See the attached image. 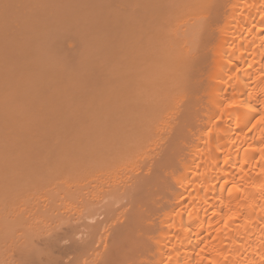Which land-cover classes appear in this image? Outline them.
<instances>
[{"label":"bare ground","instance_id":"bare-ground-1","mask_svg":"<svg viewBox=\"0 0 264 264\" xmlns=\"http://www.w3.org/2000/svg\"><path fill=\"white\" fill-rule=\"evenodd\" d=\"M171 1L175 2V0H171ZM155 2L156 1L154 0L153 3ZM144 3H142V5ZM175 4H176V7L179 6L178 8H181L182 6H183L182 8H184V5L186 4L184 8L183 16L182 14L177 13L179 16L176 17L171 12L167 13V10L169 8L167 9L165 8L166 10L165 12H162V11L160 12V10L158 12L157 10H155V12L163 14L159 16L157 13V15L161 17L160 18L161 20L164 19L162 18L164 17V13H167L165 14L166 16L170 14V16L168 17L172 20V22L171 20H167L166 23H169V24L172 23L174 26V25H178V23L180 24L181 22L178 29H182V30L179 32V36L177 35V39L173 38V36H172V39L170 38L171 36H168V37L164 36L165 39L161 38L159 40L160 42H162L163 40H168L170 38L169 42L171 41L174 47L168 51L165 57H162L158 61V63L163 64V66L160 65L159 67L162 66L165 69L163 68L158 69V67H154L158 71L160 70L162 71L160 75L156 74L157 72L156 70H155L156 72L155 71L153 72L152 70H153L154 65L152 63V66H151L150 59L151 60H154V59L148 58L147 55L146 57L144 56L145 57L144 59L148 58V60L147 61L142 60L143 62L140 63L141 65L138 64L140 66H142V64L144 65L140 68V70L144 71L143 68H145L146 70L144 72L140 71L139 72L140 74L144 73V75H146V72H147L148 73L147 75H149L150 77V75L153 72L156 74V76H160V81L162 80L163 82H161L159 86H157L159 79L156 78L158 80L157 83L152 81L151 79L152 84L156 83V87H154L153 85H151V83L144 82L145 80L144 81L142 80L143 79L142 77L144 75L141 74L140 76L141 81H143L146 85L149 84L147 85L149 89L146 88L145 84L138 85L139 89L137 88V90H139V92L137 93V95H135V98L132 97V95H134L132 93H134L135 91L131 93L126 92L127 94L124 93V91H127L128 88L134 90L132 87L134 85V82L136 79L135 78L133 81V84H130V82H132L133 80L131 79V81L129 82V85H126V86H125V82L123 81L124 82L123 86L126 87V90L122 91V93H124L123 95L119 93L123 89H120L118 92L121 95V96L119 95L120 97L122 96L124 97L126 95L128 96L130 95L131 97V99L130 98L124 99L125 102L127 101L126 105H124L125 102L121 100L123 99V97L121 99L119 98V100H121L124 106V108L122 109V112L126 113V115L130 117V119L135 123L134 127H132V131H129L130 133L133 132V134L136 135L135 132L138 129H140L142 126L148 127V129L150 128L149 126H151L153 127L152 129L154 130L156 129L155 131L158 130L157 132L158 138L156 137V139L159 141V143H157L159 146L157 145L158 149L156 148L158 150L155 155L156 159L152 158V160L147 162L146 164L143 162L142 163L139 162L140 163L139 165L136 163L135 164L128 163L125 165L122 164L120 166L119 164L118 165L115 164L114 167L116 169L111 168L109 171L111 175L110 174L108 175L112 176L109 179H108V175L106 176V173H109V172L104 171L102 168L98 169L97 168L98 166H95V164L97 163L96 158L98 156L97 150H99V153L102 154L101 158H103L106 150H105V147L101 145H103L105 143V140L108 139V138L105 139L101 137L100 135L102 134L97 135L98 128L96 129V127H100L103 121L105 122L104 120L105 118H99V115L100 117H103L104 115L106 116V113L111 111L110 108L112 107H110L111 104L108 102L109 101L107 99L108 97L102 94L104 98H106V100H104L103 97L99 98L100 97L99 94L97 95V93L99 92L95 91L96 89L95 90L93 89L95 92H93L92 90V93H90L89 95L94 96L93 93H95L97 95V98L95 100L99 99L98 104L97 105L95 103L92 104V106L94 105L96 106H94L91 111L90 109L88 111L86 110V117L85 116L82 117L83 113H85L84 112L85 106L83 105L84 106L83 107L81 104L89 96V95L86 96V94H88L91 91L92 89L91 87H94L92 86L94 84L92 80L91 82L93 84L91 83L89 85L91 86L90 88L86 84H82L83 86L88 87L87 90L85 89L86 87L83 88L81 86L80 88L77 86L80 89V90L77 89V92L86 91L85 93L86 97L84 96L85 99L83 101L82 99L84 97L81 96V101H80V98L76 97L77 95L79 97L81 95V92H79L78 94H76L77 93L76 92L74 94L75 96H73L71 95L73 93L72 92L73 90L69 89L72 93L70 91L69 93L67 90L69 87L71 88L72 86L74 88L75 85L73 84H78V83H75V81L73 82V80H70L73 82V84L70 81L65 82L66 80H63L65 77L63 78L61 77L59 80L60 82L64 81L66 84L59 83L58 79H57L58 82L56 83V80H55V83L59 84V86L62 84V88H63V85H64V88H66L67 83L71 84L72 86L70 85L67 89H64L66 91L63 90V92L68 93V95H71V98L73 97L76 98L75 99L76 101L78 100L82 102L78 104V102L74 100L77 103L76 107L79 105L78 109H81V107H83L84 111H82L83 113H80V111H78V113L82 114L81 118H80V115L75 114V116H73L74 117L73 121L75 120V117L76 118L79 117L80 119H82L80 120L78 118L80 122L82 121L80 123L82 124L85 122V120H87L85 119L88 117L87 113L88 112L93 113L92 115L91 113L90 114L88 113L89 117L93 116L92 118L93 121L91 125L89 123V125L92 126V132H93L91 140L90 138H87V139L83 138L86 135H88V132H87L88 128H87V131L85 128H82L84 127L83 125L86 124V122L81 126L78 122H76L78 119L75 120V126L77 127L78 125L76 123H78L79 126H81L82 130L84 129L87 133L86 134L85 131H83L85 136L84 135L80 136L79 131L80 132L82 131L79 129L80 127L77 128L79 129L78 132L77 131L74 132V133L79 134L80 136L79 138L83 139L82 141H84L85 139V141L84 142L81 141V143H80L81 139L80 140H77L78 138L75 139L73 137L74 133H70V130H71L70 128H72L74 125H71L72 126L71 127L70 125L68 126V124H66L69 121L72 123L71 115H74V112L77 113L75 110H78V109H76V107L74 108V105H73L74 102H72L74 98L72 100H68L67 98L65 99V97L68 96V95L66 96L65 93H63V96L65 95L64 99L67 101V104L69 101H71L69 105L71 104L72 108L70 107L67 109L66 107L63 106L62 107L63 110H62L59 107L58 109H61L60 110L61 113L58 112L57 115H59L60 113L59 119L61 118V121H62L61 115L63 114L69 115V117L71 116L70 117L71 120L69 118H68L69 120H67V117L63 115L66 122L64 120L62 122L65 123L67 126L63 125L62 122H60L61 124L60 123L55 124L60 121V120L54 121L55 120L54 118L57 119V117H55L53 114V113H56L55 111L58 110V109L54 110L56 109L57 106L52 105L51 108L48 109L47 99L43 97L41 98V95L39 98V102L41 99V101H43L44 103L46 102L45 105L43 104V102H40L38 104V100H36L37 104H32L28 98L30 102L29 101L27 102L31 104V107H28V110H26L27 107L25 106L24 108L26 112L23 111L24 108L22 109L21 107L22 104L23 106L27 104V103L24 104L25 101L21 102V104L19 103V101H17L20 104V106H18L17 105L18 103L16 102V100L11 99L14 104L17 103L15 105L13 104L14 106L16 105L18 106V107L16 106L15 110L13 109L11 110V108L14 107V106L12 107L11 105L9 106L10 110L7 109L8 104L9 103L12 104L11 101L8 102L9 101L8 99L10 98H8L7 101L5 100L6 101L5 106L2 103L0 104V264H264V0H189V1L180 0L178 4L177 3ZM142 5L140 3L141 7ZM158 9H160V7ZM116 10H117V7H116ZM142 10L145 11L144 8ZM121 11L123 10H120L119 12ZM144 11H141L142 13L140 15L136 13L137 19L135 20V22L138 21V18L141 19L140 16L144 15L143 13ZM149 12L150 11H148V13ZM145 13H147V11ZM128 14H132V12L127 13V16L129 17L130 15ZM133 14H135L134 11H133ZM112 15H115V13ZM157 15L155 14L153 16L158 17ZM117 17H114V18L112 17V18L116 19ZM132 17L135 18L134 15ZM130 18L129 19L127 18V20H130ZM176 18H178L177 19L178 21L176 20ZM142 19L143 21L139 20L138 22L143 24L145 20H147L146 16L145 17L143 16ZM164 20H162V23L165 22ZM162 23L160 22L158 25L160 24L162 25ZM142 24L140 25L137 24V25L140 27L144 26L146 30H147V27L148 29L150 28L149 25L145 26L146 22L144 23V25ZM140 27H138V29ZM163 27L164 26L161 27V31ZM168 28L169 27L167 26L164 28L165 31H163V35H164V32L166 33L165 35H167L168 33L172 35L170 28L169 29ZM166 29H168L170 32H168V30L166 31ZM146 30H143V31L140 30L141 32L144 33L142 35L140 33L141 37L144 38V35L147 34L145 33L147 32ZM137 32L138 31H136L135 33ZM176 34L177 32H175L174 35ZM159 35L160 34H158V36ZM129 36L131 37V35ZM141 37L139 38L141 39ZM148 38H149L148 36L145 38L147 39L146 41L147 43H148ZM9 40H12V39H9ZM79 40H83V43L79 47H82L83 50L86 48L84 50L85 52L88 51L87 49L88 47L87 46L84 47V46L89 42V39H88V42L87 41L84 42L85 40H87V38L85 37L84 38L80 37ZM135 40H136V37H135ZM144 40H142L143 43H144ZM133 41H134V38H133ZM171 43H167V45H170ZM128 44L130 45V43ZM164 44H166L165 41H164ZM137 45L139 46L140 44H137ZM168 47L171 48V46H168ZM140 49L142 50V46H140ZM140 49H139V52L141 53ZM153 50H154V46H153ZM153 50L150 49L151 55L154 52H156L155 51L156 48L154 52H152ZM142 51L143 53H141V55H143L144 53L146 54L145 50H142ZM128 52L129 51H127V53ZM118 53H116V55ZM7 55L10 56V54H7ZM19 55L22 56L23 54L22 55L19 54ZM86 55H89V54L85 53V56L83 55L85 59L88 58V56L86 58ZM127 55H130V54H126V56ZM15 56L17 57L18 55L15 54ZM132 56L136 58V55L132 54ZM21 58L18 57V60L20 61ZM79 58L80 60L84 59V58L81 59V57ZM5 59H7V57ZM26 59L28 60V58ZM85 59L83 60L84 62L80 60H79L80 62L78 61L79 67H80V64H84V63L85 64L83 66H86L88 59H87V62L85 61ZM89 59L91 60L92 58H89ZM134 60L135 59H133V61ZM121 61L123 62L124 60H121ZM144 61L145 63L146 62L147 63L145 64ZM61 63H56L55 65L57 66V64H61ZM124 63H127V61H124ZM124 63L122 65L126 66V64ZM130 63L132 64V61ZM24 64H26V62ZM45 64L46 63H44V66ZM5 65L4 66L2 65V66L5 67ZM27 65L29 66V64ZM47 65L50 67V64H47ZM63 65L65 66V64ZM44 66H42V68ZM89 66L91 67V65ZM80 68L84 70L85 67H80ZM45 69H47L45 70L47 72L50 70V68L49 69L45 68ZM120 69H125V68H120ZM30 70L32 71V69ZM54 71H56V69ZM88 71L89 70H87V67H86V71H83V72L85 74ZM49 72H51V70ZM79 72H82L81 69L80 71L75 72V73L73 71L72 74L74 73L75 75L73 74V76L75 77L76 75L78 76ZM89 73L90 72H88V74ZM114 73L112 75H114ZM13 74H15V72ZM44 75H46V78H48L47 80L49 81L48 75L47 74H44ZM108 75L111 76V74H108ZM147 75L146 77H148ZM53 76L54 75H52V77ZM56 76H58V71H56ZM87 76L89 77V80H90V75H87ZM151 76H153V74ZM79 77H81V75ZM117 77H114V78L117 79ZM146 77L145 79L147 80ZM132 78L134 77L132 76ZM66 79L68 80L67 77ZM110 79H113V78H110ZM122 79H125V78H122ZM14 80L16 82V78H14ZM47 80L46 79L43 80L45 81V84L48 83ZM51 80H52L51 82L53 83L54 78H52ZM106 80L109 82L108 79ZM126 80L127 81L130 80L128 79V76ZM43 81L41 82L40 80H37L36 86L38 87V82H40L39 83V87H40V84L42 83L44 84ZM82 81L80 83H82ZM127 81L126 83H128ZM141 81L138 84H140ZM3 82L7 83V81H2L1 84H3ZM12 82H13V79H12ZM33 83H35V81ZM33 83H30L29 85ZM50 83L47 84L49 88H51L50 86H52V85H49ZM55 83H53L52 87H54ZM118 83L120 82H117V84ZM9 84H12L11 81L3 85H9ZM14 85L12 84V86ZM119 85L121 84H118V87ZM59 86L58 87L55 86V89L56 91L58 90V92L62 90V89L59 90L60 88ZM127 86H132V87L127 88ZM149 86H153V87H149ZM8 89L9 88H7V91ZM39 89L37 90L39 91ZM52 89L54 90V88ZM88 89H90L89 92H88ZM25 90H24L25 92H28V91L31 92L32 88L27 87ZM39 92H44V91L40 90ZM60 92L62 93V91ZM0 94H1L0 95L1 98L3 99L6 98L5 92L4 93L3 91L1 92V89H0ZM2 94L3 95L5 94V95L2 97ZM16 98L18 99V97ZM92 98L93 99L90 100V102H92L95 97H92ZM64 99L62 98L64 103H66ZM88 99H91V97L86 99L87 103L89 102ZM100 99L101 101L103 100L104 101L99 102ZM2 101L3 100H1L0 102ZM84 103L87 106V103L86 102ZM30 104H27V105L30 106ZM49 104L51 103L49 102L48 105ZM45 106L47 107L48 110L50 109L51 111L54 110V112L51 113L53 116L51 117L53 118V123L46 121L44 118L46 117L45 115L44 117L41 116L44 113L46 114V112L48 111V110H45L46 109ZM19 107L21 108L20 112L18 111L20 110ZM43 107H45L44 113H42ZM17 108L19 109L17 110ZM49 116L51 115L48 114V118ZM97 117L99 118V121L100 119H103L102 123L100 121L101 123L100 126L99 125L96 126L97 124H99ZM42 118H44V120L46 121V124H43ZM116 120L118 122L117 118ZM88 122H91V120L87 121V123ZM106 123L107 122H105V124ZM120 124H118L119 127H120ZM63 126H65L64 127L65 129L63 128ZM66 127H70V128L67 129ZM85 127L87 126L85 125ZM73 128H72L73 131L76 130L75 128L74 129ZM44 129L46 131L48 130V133L46 131H43L44 133L40 131ZM53 129H57L58 132L60 131L59 136L61 135V137H57L54 139L52 137L51 139H48L49 141L51 140L52 142L50 143L49 141H47L49 143L48 145L44 141L45 139L47 140V137H46L47 135L49 137L50 135L49 132L52 133L51 136L53 135V132H52ZM89 129L91 130V128ZM64 130L66 131L69 130L67 131L69 133H67ZM65 132L67 134H71L72 135L71 138L75 139L74 141L77 140L79 142V143L75 142L74 145H76V143L84 145L83 143H86V141H88V144H91V147H92V149L89 148L90 155H92L91 158H93V161H94L92 162L93 163V166L91 168L92 171L90 170V172H92V175H90L92 180L89 181V183H91V189H90V192L86 190L88 193H90L91 203L90 205L87 204L88 206L83 208V212H85L86 209L87 210L91 209L93 211V212L92 211L90 212L86 210L87 211L86 215H90V216L85 215L86 216L85 218L87 220L89 217L90 221L88 220L89 223L87 221H82L81 216H79V218H81V222H80V219H77L75 222H77L78 227H76L77 225L75 226V224L71 223L75 219L72 220L70 218L71 219V222H70L69 218L67 219L65 218L66 219L65 226L67 224V228L68 226L69 228L73 226L75 228V232L77 233L80 232L82 234L83 232H81V230L83 228H79V226L82 225L81 224L82 222H85V225L83 223V226H85L83 231L84 230L86 231L82 235L79 233L81 235L80 237H78V234H76L75 236L77 237H75L74 230H68L65 227L64 229H66V232L65 233L61 232L60 234L58 233L59 231L56 232L57 236L59 234V236L57 237L56 235H53L55 230L53 231L50 229L51 233L48 235V233L46 232L47 235H45L46 233L43 228V231L41 229V232H44L45 234L44 233H41V234L39 233L40 235L36 234V236L38 237L40 236V238L43 236L44 237L46 236L45 238L47 239V241L45 240V238H43L44 240L43 242L45 241L46 242L44 244L42 243V241L40 242L43 244V246L41 244L42 247H39L40 245L38 244H36V246L31 244L30 242H28L30 239L26 240V238L24 237V240L21 239L23 240V243L18 242L17 244L19 246L17 244H14V245H17L15 246L17 248L16 250L11 248L12 249L11 250L10 249L11 243H12L11 236H15L16 238H18L21 235L20 237H22V234H25V232L28 233V236L29 235L33 236L35 231L34 232L32 231L33 229L32 225L30 226L31 228L25 226V225H28L29 223L23 224L27 228L28 231L24 230L22 231L23 232L22 234L12 231L13 223L15 222L14 226L17 227L16 222H20L21 221L20 219L23 218V216L22 218H19V216L23 215L25 212L24 213L22 212L23 214L22 213L20 214L17 212L16 214L13 213L15 217L18 214V220L16 219L9 220L8 219L10 218L9 215H8V218L6 215H5L6 217L4 216L3 208L8 206L7 203L11 201V200L8 201L7 195L9 196V194H7L4 188L9 185H15V187L17 186L18 188V185L20 186L21 181L27 180L28 182V177L25 180L24 179L25 175L23 174V172L31 173V176L33 175L34 177H37L38 173L47 171V170L45 171L44 169H42L41 163H38V162H41L40 159H42V157L40 156L38 152L41 151L40 149L44 148L43 146L39 148L40 147L39 145H41L40 136L42 133L45 136L42 135V137H44V140L42 139L41 142L46 143L48 147H50L51 144H52L51 147L54 146L57 148L58 145H59L58 147H61V149L60 148L55 149L58 152L54 151V149H51V147L49 149H46L49 151H45L42 149L43 151H41V154H44V157L47 154L46 157H50L51 159H54L52 158V156L54 153H56V156L60 157L61 159L62 154L63 156L68 155L66 154L68 153L67 149L69 147L73 148L74 145L68 146V147L66 146L67 144H69L71 140L73 141V139H70L69 136L67 135V140L68 138L70 140H68L69 142L65 140L66 138ZM83 132L81 133V135L83 134ZM115 132H116V129H115ZM75 135L77 134H74V136ZM75 137H78V135ZM145 139L148 140V138L146 137ZM103 140H104V143H103ZM150 140H151V137H150ZM132 141L135 142L134 139ZM64 142L66 145L63 144ZM98 142L103 143L99 145L104 150L101 147L99 149V147L97 146ZM37 143L39 147H37ZM44 143H42V145ZM73 143L74 142H72V144ZM60 144H63V145H60ZM72 144L70 142V145ZM47 145H44V146H47ZM85 145L86 147H88L87 143ZM35 146L39 149V151H37V148L35 150ZM64 146L67 147V149ZM135 146L137 147V145ZM107 147L106 149L110 148V147L108 148ZM62 148H65L66 150L62 151L63 150ZM70 148H69V151H71ZM35 151L37 152V155ZM51 152H54V153L52 154ZM129 152L131 153L133 151L130 150ZM138 152H140V150ZM82 153L83 151L80 154ZM50 154H52V156ZM83 155L84 154H82L81 156L83 157ZM118 155L119 154H116L115 157H118ZM131 155L132 154H130V156ZM39 156H40V159H39ZM86 156L89 157V152H88V155ZM112 156L111 158H114V156L113 157ZM85 157H83V160H85L84 159ZM108 158L109 156L107 157V160L105 161V157H104V161L105 162H108V160L112 161L111 158L109 159ZM118 158L120 159V157ZM33 159L37 161V162L33 161V163L36 162L37 165L40 166V167L38 166L39 168H37L36 164H35L36 166H34L35 168L38 169V172L37 170H34V167L32 165L28 164L26 166L28 161L31 162ZM37 159H39L40 161ZM47 159L48 158H46V160L45 159H42V160L48 162L49 159L48 161ZM51 161L54 162L53 160ZM73 161H77V163L79 162L76 159L75 160L73 159ZM119 161L123 162V160H119ZM115 162L117 161L115 160ZM51 163H48V164H51ZM55 163L57 164L58 162H56L55 160ZM60 164H62L61 166H63L64 162ZM45 165H43V162H42V166H45ZM132 165L134 166L138 165V166H136L137 167L136 169L131 170V168L133 167ZM24 166L27 167V170L25 171L23 170ZM49 166L50 165H48V167ZM53 166L52 168H54ZM43 168H46V166ZM68 168L71 171L70 165L68 166ZM57 169H62V168L56 167V169L54 170H57ZM80 169L78 170L80 171ZM111 170L112 171L115 170V171L111 173L112 172ZM20 172H22L21 176L24 175V177H20ZM50 172L49 173L47 172L49 175L44 174V173L41 175L50 176ZM30 179H33V178H30ZM64 179L62 178L61 180L63 181ZM79 180L81 181V179ZM17 181L18 182L20 181L19 184ZM34 181L35 180H33V183L34 185H36ZM45 182L46 181H44V183ZM50 182L51 181H49V183ZM54 182H56V180ZM33 183H32V186H33ZM44 183L42 185L46 186ZM49 183H46V184H49ZM70 183L72 182L70 181ZM38 184L40 183L38 182ZM69 185H72V184H69ZM49 188H50V185H49ZM8 190L12 191L11 189H8ZM18 190H20V188ZM22 193H21V196H22ZM10 194H13V196L15 195L13 192L12 193L10 192ZM25 196H28V195L25 194ZM17 197L19 199L20 197L19 194ZM4 198H6L7 202H5ZM52 198H56V196ZM99 198L101 199L106 198V201L103 202L104 205L102 204L101 206L100 204L99 206L97 205V207L93 206L94 207L93 208L92 205H95L96 203H98ZM24 199L25 198H23V200ZM123 201H125L124 204H122ZM12 204L14 203L12 202L11 205L9 204L10 206L6 208V210L7 209L8 210L7 211L5 210V212H8L10 210L11 211L9 213H11L12 211L13 212L17 211L16 208H15V211L12 209L14 208V205L16 204L14 205ZM23 204L24 203L22 202L21 205L23 206ZM34 204L37 205V203H34ZM39 205L42 206L41 204ZM51 205L52 204H50L49 206ZM25 206L27 205L25 204ZM54 206H55L54 204L53 206H51L52 209ZM9 208L11 209L9 210ZM38 208H41V207H38ZM38 208L36 207V210ZM17 209H19V207H17ZM50 209L51 208H49V210ZM96 210L101 211L100 213H98L100 215L96 213V212H99ZM34 211L35 210H33V212ZM26 212H28V210H26ZM89 213H92V214H89ZM101 213H102V217H101ZM48 215H51V214L49 213ZM96 215L101 217L102 220H100L99 217H98L99 219H96L95 218ZM43 219L45 220V222L47 221L46 218H43ZM35 220L37 222V217ZM29 221H24V222H29ZM38 223H40V221H38L36 224ZM20 224L18 225L19 227H17L18 229H20L23 226V225L20 226ZM51 224L54 225V223H51ZM24 226H23V229H24ZM42 227L43 225L41 226V228ZM36 228L37 227H35V229L33 230H36ZM76 228H79V231H77L78 229L76 230ZM29 232L30 233L32 232L33 234H30ZM15 233L17 235H15ZM63 234L65 236H63ZM61 235H62V238H61ZM28 236L26 235L27 238ZM31 236H29V238H31ZM47 237H49L50 239ZM25 241L26 243L27 242L30 243L32 246H30V244L28 243L26 244ZM33 246H35L36 248ZM10 251H12L15 255L11 254ZM8 254L13 255V256L10 257L8 256ZM13 257H16V258L14 259ZM12 258L14 260H12Z\"/></svg>","mask_w":264,"mask_h":264},{"label":"rangeland","instance_id":"rangeland-1","mask_svg":"<svg viewBox=\"0 0 264 264\" xmlns=\"http://www.w3.org/2000/svg\"><path fill=\"white\" fill-rule=\"evenodd\" d=\"M138 1V2H137ZM153 1L154 0H0V69H2V70H7V71H2V70H0V89H1V92L3 91V93L5 92V96H6V98H1V96H0V101L1 100H3L2 102H0V104L2 103V104H4V106H5V104H6V101H7V99L8 98H10V99H8L9 101L8 102H10L11 101V103L12 104H8V108H7V106H6V108L7 109H9V106L11 105L12 107L15 105V104H17L18 102L17 101H19V103L21 104V102H24V104L25 103H27V104H30V103H28L27 101H31V103L32 104H37V101L36 100H38V104L40 103V102H43V101H41V99H40V102H39V98H40V95H41V98L43 97V98H45V99H47V106H48V109L49 108H51V106L53 105V106H57L56 107V109H54V110H57L59 107L63 110V106L64 107H66L67 109L68 108H70L71 107V104L69 105V103L71 102V101H69L68 102V104H67V101L65 100L66 98L68 99V100H72L73 98H71V95H73V96H75L74 94L77 92V89H79L78 87H80L81 88V86L84 88V87H86V86H83L82 84H86L89 88L91 87V86H89L92 82H94V84L92 85V86H94V87H91L92 89H91V91L89 92V90L90 89H88V94H86V96H88L90 93H92V90L94 89H96L95 91H97V92H99V93H97V95L99 94V98H104V96L102 95V94H104L106 97H108L107 99L109 100L108 102L111 104V106L110 107H112V108H110L111 109V111H109L108 113H106V116L104 115L103 117H100V115H99V118H105L104 120H105V122H107L106 124H105V122L103 121V119H100V121H101V123H102V121H103V123L101 124L100 123V121H99V118L97 119L98 121H99V124H97L96 126H100V124H101V126L103 127H96V129H97V135L99 134H102V135H100L101 137H103V138H108V139H106L105 140V143H104V140H103V143H99L98 142V144H97V146L99 147V149H100V147L101 146H103V147H105V150L107 151H105V153H104V157H105V161L107 160V157L109 156V158H111V156L113 155L114 156V158H115V160L117 161V162H115V160H114V158H111L112 159V161L111 160H108V162H105L104 161V157L103 158H101V156H102V154H100L99 153V150H97L98 152H97V154H98V156H97V158H96V160H97V165L95 164V166H98L97 168L98 169H103L104 171H106V172H109L110 171V169L111 168H115L114 167V165L116 164V165H118L119 164V166L120 165H125V164H128V163H132V164H140V163H147V162H149V161H151L152 160V158L154 159H156V153H157V149H158V147H157V143H159V141L156 139V137H157V132H158V130L157 131H155L154 129H152L153 127H151V126H149L150 128L148 129V127H141L140 129H138L135 133H136V135L135 134H133V132L132 133H130L129 131H132V127H134V125H135V123L130 119V117H128L127 115H126V113H124V112H122V109L124 108V106H123V104H122V102H121V100L122 101H124V99L125 98H130L131 99V97H130V95L128 96V95H126V96H122L123 97V99H121L122 97H120L121 95H123L124 93H126V92H129V93H131V92H134V93H132V94H134V95H132V97H134L135 98V95H137V93L139 92V90H137V88L139 89V87H138V85H144L145 83L144 82H146V83H151V79H152V81H154V82H158V80L156 79V78H158L159 79V82H158V84H157V86H159V84L161 83V82H163L162 80L160 81V76H156V74L157 75H160V73H161V71L162 70H160V71H158L156 68H154V67H158V69H162L163 67V64L161 63H158V61L162 58V57H165L166 56V54L168 53V51L170 50V49H172V48H174L173 47V44L171 43V41L169 42V40H170V38L172 39V36H173V38H176L177 39V35L179 36V32L182 30V29H178L179 28V25L181 24V22H180V24L178 23V25H174L173 26V24L171 25V24H169V23H166V21L167 20H171L168 16H170V14L168 15V16H166L165 14H167V13H173L176 17L177 16H179L178 14H182V16H183V14H184V8H185V5L188 3H186L185 5H184V8H182L183 6V4L181 5L182 7L181 8H178V7H176V4L175 3H179V1L180 0H175V2H173V1H169V0H155L156 2L155 3H153ZM177 1V2H176ZM187 1H189V0H187ZM125 2H127V3H125ZM128 2H130V3H128ZM145 2V3H144ZM151 2V3H150ZM140 3H141V5H142V3H144L143 5H142V7L140 6ZM182 3V2H181ZM144 5H145V7H144ZM154 5V6H153ZM157 5V6H156ZM180 5V4H179ZM140 6V7H139ZM116 7H117V10H116ZM152 7V8H151ZM160 7V9H158ZM141 10H140V9ZM145 9V11L144 10H142V9ZM155 8V9H154ZM165 8L167 9V8H169L168 10H167V13H164V17H162V18H164V19H162V20H164L165 22H163L162 23V20L160 19L161 17H159L161 14L160 13H158L159 12V10H160V12L162 11V12H165L166 10H165ZM118 9H119V11L120 10H123V11H121V12H119L118 11ZM128 10V11H127ZM135 12V14H133V11ZM154 10V11H153ZM155 10H157L158 12H155ZM115 11V12H114ZM131 13L132 12V14H128V15H130L131 16V18H130V16L128 17L127 16V13ZM131 11V12H130ZM141 11H144L143 13H144V17L146 16V19L147 20H145V22H146V24H145V26L146 25H149V29H148V27H147V30H146V28L144 27V26H142V27H140V26H138L137 24H142V23H139L138 21L139 20H141V21H143V19H142V17L143 16H140V18L141 19H139L138 18V23L137 22H135V20L137 19V15H136V13L137 14H141L142 12ZM147 11V13H145ZM148 11H150L149 13H148ZM115 13V15H112V14H114ZM118 13V14H117ZM119 13H120V15H119ZM157 13H158V15H157ZM178 13V14H177ZM123 14V15H122ZM126 14V15H125ZM152 14V15H151ZM157 15L158 17H155V16H153V15ZM134 15V17L135 18H133L132 16ZM136 15V16H135ZM151 15V16H150ZM163 15V14H162ZM117 16H119V17H117ZM126 18H125V17ZM153 16V17H152ZM173 16V15H172ZM181 16V17H182ZM114 17H117L116 19H113ZM157 18V19H155V18ZM181 17H180V19H181ZM122 18V19H121ZM127 18L129 19L130 18V20H127ZM173 18V17H172ZM179 18V17H178ZM178 18H176V20L178 19ZM113 20V21H112ZM127 20V21H126ZM149 20V21H148ZM159 22H158V21ZM152 21V22H151ZM178 21V20H177ZM182 21H183V19H182ZM118 22H119V24H118ZM131 22V23H130ZM144 22V23H145ZM162 23V25L160 24V25H158L159 23ZM170 22V21H169ZM171 22H172V20H171ZM144 23L142 24V25H144ZM176 23V22H175ZM128 24V25H127ZM157 24V25H156ZM140 27L139 29L141 30V31H143V30H146L147 32H145V33H147V34H145V35H147L149 38H148V43L146 42L147 41V39H145L147 36H145L144 35V38L143 37H141L140 36V33H141V35L142 34H144L143 32H141L139 29H138V27ZM162 26H164L163 28H162V31H161V27ZM169 27L170 28V30H171V33H172V35H170L169 33L167 34V35H165L166 33L164 32V35H163V31H165V27ZM183 27V26H182ZM128 28V29H127ZM145 28V29H144ZM160 28V29H159ZM168 28V29H169ZM143 29V30H142ZM157 29V30H156ZM164 29V30H163ZM168 29H166V31L168 30ZM6 30V31H5ZM131 30H133V31H131ZM160 30V31H159ZM136 31H138L137 33H135ZM154 31V32H153ZM157 32V33H156ZM168 32H170L169 30H168ZM175 32H177V34L176 35H174L175 34ZM11 33V34H10ZM153 33H155V34H153ZM9 34V35H8ZM158 34H160L159 36H158ZM8 35V36H7ZM129 35H131V37L129 36ZM138 35V36H137ZM7 36V37H6ZM133 36V37H132ZM136 37V40H135V37ZM167 36H171L169 39L168 38H166V39H168V40H161L162 42H160L159 40L162 38V39H165V37ZM175 36V37H174ZM77 37H82V38H87V40H85L84 42H88V39H89V42L84 46V47H88L87 49H88V51H84L83 49H82V47H79V46H81V44L83 43V40H79V38H77ZM123 37H124V39H123ZM139 37H141V39L139 38ZM2 38V39H1ZM72 38V39H71ZM133 38H134V41H133ZM137 38H139V39H137ZM9 39H12V40H9ZM127 39V40H126ZM145 39V40H144ZM7 40V41H6ZM72 40V41H71ZM142 40H144V43L142 42ZM3 41V42H2ZM5 41V42H4ZM81 41V42H80ZM133 41V42H132ZM138 41V42H137ZM164 41H165V43L166 44H164ZM166 41H168V42H166ZM175 41V40H174ZM13 42V43H12ZM137 42V43H136ZM150 42V43H149ZM3 43V44H2ZM128 43H130V45L128 44ZM149 45H147V44ZM151 43H153V44H151ZM167 43H171L170 45H167ZM6 44V45H5ZM75 44V45H74ZM85 44V43H84ZM137 44H140L139 46L137 45ZM5 45V46H4ZM8 45V46H7ZM12 45H14V46H12ZM22 45V46H21ZM24 45V46H23ZM65 45V46H64ZM77 45V46H76ZM122 45V46H121ZM150 45H152V46H150ZM120 46H121V48H120ZM140 46H142V50H145V52H146V54L144 53L143 55H141V53H143V51L140 49ZM153 46H154V50H155V48H156V52H154V50H153ZM168 46H171V48L170 47H168ZM11 47V48H10ZM17 47V48H16ZM19 47V48H18ZM25 47V48H24ZM74 47V48H73ZM83 47V48H84ZM123 47H124V49H125V51H124V49H123ZM126 47V48H125ZM146 47H147V49H146ZM149 47V48H148ZM151 47V48H150ZM7 48V49H6ZM9 48V49H8ZM15 48V49H14ZM22 48V49H21ZM24 48V49H23ZM82 49V50H80V49ZM134 48H136V49H134ZM141 50V53L139 52V49ZM16 49H18V50H16ZM123 49V50H122ZM127 49V50H126ZM150 49L151 50H153L152 52H154L152 55L150 54L151 52H150ZM15 50H16V52H15ZM22 50V51H21ZM149 50V51H148ZM7 51V52H6ZM72 51V52H71ZM77 51V52H76ZM123 51V52H122ZM127 51H129L128 53H127ZM130 51H131V53H130ZM4 52H5V54H4ZM12 54H11V53ZM19 52V53H18ZM89 52V53H88ZM119 52V53H118ZM125 52V53H124ZM149 52V53H148ZM85 53L86 54H89V55H86V58H87V56H88V62H87V59H85ZM116 53H118L117 55H116ZM158 53V54H157ZM7 54H10V56L9 55H7ZM15 54L16 55H18L17 57L15 56ZM19 54H23L22 56H20ZM74 54V55H73ZM124 54V55H123ZM126 54H130V55H127L126 56ZM132 54H134V55H136V58H134L133 56H132ZM2 55H4V56H2ZM11 55H12V57H11ZM78 55H79V57H81V59H85V61L87 62L86 63V66H83L84 64H80V67H85L84 68V70L82 69V68H80L79 67V62L80 61H83V60H80V58L78 57ZM84 55V56H83ZM112 55H113V57H112ZM124 57H123V56ZM146 55L148 56V58H152V59H154V60H151L150 59V61H151V66H152V63H153V72L155 71L156 72V74L155 73H153L152 72V74H153V76H151L150 75V77H149V75H147L148 73L146 72V75L149 77H146V75H144V73H141V74H143L144 76L142 77L143 79V81H141V74L139 73L140 71L141 72H144V71H146L145 70V68H143L144 69V71H142V70H140V68L142 67V66H144L143 64H142V66H140L141 64V62H143L142 60H145V61H147L148 60V58L147 59H144L145 57H146ZM23 56H25V57H23ZM77 56V57H76ZM121 56V57H120ZM130 56V57H129ZM145 56V57H144ZM7 57V59H5ZM17 59H16V58ZM18 57L19 58H21L20 59V61L18 60ZM12 58H14V59H12ZM26 58H28V60L26 59ZM32 58V59H31ZM77 58H79V59H77ZM89 58H92L91 60L89 59ZM94 58V59H93ZM96 58H98V59H96ZM106 58V59H105ZM121 58V59H120ZM124 58V59H123ZM25 59V60H24ZM114 59H115V61H114ZM127 59V60H126ZM133 59H135L134 61H133ZM137 59V60H136ZM139 59V60H138ZM13 60V61H12ZM80 60V61H79ZM99 60V61H98ZM101 60V61H100ZM104 60H106V61H104ZM109 60V61H108ZM121 60H124V61H127V63H128V61H129V63L127 64V63H124V61L122 62ZM22 61V62H21ZM26 62V64H24L25 62ZM33 62V64H32V62ZM64 61V62H63ZM79 61V62H78ZM132 61V64L130 63ZM135 61H139L138 63L137 62H135ZM145 61H144V63H145ZM150 61H148V62H150ZM154 61V62H153ZM24 62V63H23ZM30 62V63H29ZM62 62V63H61ZM84 62V61H83ZM94 62V63H93ZM122 62V63H121ZM39 63V64H38ZM44 63H46L45 64V66H44ZM56 63H61V64H57V66L55 65ZM68 63V64H67ZM92 63V64H91ZM98 65H97V64ZM101 63V64H100ZM113 63V64H112ZM126 64V66H123L122 64ZM147 63V62H146ZM145 63V64H146ZM6 64V65H5ZM8 64V65H7ZM27 64H29V66L27 65ZM47 64H50V67L47 65ZM63 64H65V66L63 65ZM121 64V65H120ZM130 64V65H129ZM138 64H140V65H138ZM156 64H158V65H156ZM5 65V67H3V66ZM26 65V66H25ZM39 65V66H38ZM59 65H60V67H59ZM89 65H91V67L89 66ZM136 65V66H135ZM139 66V68H138V66ZM148 65H149V63H148ZM160 65H162L161 67H159ZM32 68H31V67ZM42 66H44L45 68H50V70H51V72H47V71H45V70H47V69H45L44 67L42 68ZM48 66V67H47ZM95 66V67H94ZM106 66V67H105ZM108 66V67H107ZM129 66V67H128ZM134 66V67H133ZM64 68V67H66V68H64V69H62V68ZM86 67H87V70H89L88 72H90L89 74H88V72H86L85 74H84V72L83 71H86ZM91 69H90V68ZM115 69H114V68ZM117 67H118V69H117ZM148 67V66H147ZM150 67V66H149ZM11 68V69H10ZM25 68H27V69H25ZM37 68V69H36ZM78 68H79V70H78ZM120 68H125V69H120ZM136 70H135V69ZM30 69H32V71L30 70ZM56 69V71H58V76H56V71H54ZM72 69V70H71ZM80 69H81V71L83 72V74H82V72H79V74H78V78L75 76H73V74L75 73V72H78V71H80ZM109 69H111V70H109ZM112 69H114V70H112ZM139 71H138V70ZM149 69V68H148ZM147 69V70H148ZM163 69H165V68H163ZM30 72H29V71ZM42 70V71H41ZM119 70V71H118ZM132 70V71H131ZM150 70V71H151ZM11 71V72H10ZM13 71V72H12ZM74 71V73L72 74V72ZM122 71V72H121ZM127 71V72H126ZM15 72V74H13ZM40 72H42V73H40ZM45 72V73H44ZM60 72V73H59ZM111 72V73H110ZM114 73V75H112L113 73ZM126 74H125V73ZM136 74H135V73ZM7 73V74H6ZM8 73H9V75H10V73H11V75L9 76L8 75ZM37 73V74H36ZM40 73V74H39ZM47 74L48 75V77H49V81L51 82L52 80V78H54V82L53 83H55V80H56V83L59 81V83H63V84H66L65 82H68V81H70V80H73V82L75 81V83H78V84H73V82L72 81H70L73 85H75V87L73 88V86L71 85V84H69V83H67V87H66V85H65V87L66 88H64V85H63V88H62V84L59 86V84H54V87H52L53 86V83L51 82H49L47 79L48 78H46V75H44V74ZM81 73V74H80ZM106 73V74H105ZM93 74V75H92ZM108 74H111V76H113V77H111L110 75H108ZM13 75V76H12ZM40 75V76H39ZM52 75H54L53 77H52ZM60 75V76H59ZM75 75V74H74ZM81 75V77H79ZM87 75H90V80H89V77L87 76ZM105 75H106V77H105ZM116 75V76H115ZM117 75H118V77H117ZM136 75H138V76H135ZM15 76V77H14ZM19 76V77H18ZM58 77V78H56V77ZM109 76V77H108ZM121 76V77H120ZM127 76H128V79H130L129 81H127L126 80V78H127ZM131 76V77H130ZM132 76L134 77V78H132ZM17 77H18V79H17ZM43 77H45V78H43ZM52 77V78H51ZM63 78V77H65L63 80H66L65 82L64 81H62V82H60V78ZM66 77L68 78V80L66 79ZM114 77H117V79H115ZM139 77V78H138ZM145 77L147 78V80L145 79ZM9 78H11V79H9ZM14 78H16V82H15V80H14ZM20 78H21V80H20ZM39 78V79H38ZM81 78H82V80H81ZM108 79L109 80V82L106 80V79ZM110 78H113V79H110ZM122 78H125V79H122ZM136 78V79H135ZM155 78V79H154ZM12 79H13V82H12ZM30 79V80H29ZM47 80L48 81V83H50L49 85H52V86H50L51 88H49V86L47 85V84H45V81H43V80ZM57 79H58V81H57ZM104 79H105V81H104ZM131 79H133L132 80V82H130L131 81ZM134 79H135V82H134V85L136 86H134L133 85V87L132 86H127V88L128 87H132L134 90H132V89H127V91H124V90H126V85H129V82H130V84H133V81H134ZM154 79V80H153ZM161 79H162V77H161ZM8 80H10L11 81V83L14 85V83H15V85L14 86H12V84H9V85H3V84H7V83H9L10 81H8ZM35 81V83H33L34 81ZM37 80H40L41 82L43 81L44 82V84H43V86H42V84H40V87H39V83L40 82H38V87L36 86V83H37ZM91 80H92V82H91ZM115 80H116V82H115ZM121 80V81H120ZM2 81H7V83L6 82H3V84H1V82ZM33 81V82H32ZM82 81V83H80ZM125 82V86H123L124 85V82ZM126 81L128 82V83H126ZM141 81V83L140 84H138L139 82ZM148 81H150V82H148ZM17 82H18V84H17ZM111 82V83H110ZM115 82V83H114ZM117 82H120V83H118V84H121L122 85V87H121V85H119V87H118V84H117ZM123 82V83H122ZM143 82V83H142ZM21 83V84H20ZM30 83H33V84H31V85H29ZM79 83H80V85H79ZM156 83H154V84H152L151 83V85H153L154 87H156ZM20 84V85H19ZM25 84V85H24ZM115 84V85H114ZM117 84V85H116ZM18 85V86H17ZM47 85V86H46ZM72 86L71 88L69 87V86ZM146 85V84H145ZM147 85H149V84H147ZM147 85H146V88L147 89H149L148 87H147ZM25 86H27L28 88H32V91L31 92H33V93H31L30 91H28V92H25L26 90V88L27 87H25ZM55 86L56 87H60L59 88V90L60 89H62V90H60V91H62V93L59 91L58 92V90L56 91V89H55ZM78 86V87H77ZM114 86H116V87H114ZM153 86H149V87H153ZM9 88L8 89V91H7V88ZM69 87V88H68ZM88 87H86L85 89L87 90V88ZM123 87H125V88H123ZM141 87V86H140ZM6 88V89H5ZM40 88V89H39ZM42 88V89H41ZM52 88H54V90L52 89ZM68 88V89H67ZM19 89V90H18ZM21 89H23V90H21ZM37 89H39V91L41 90H43L44 92H39ZM64 89H67L68 90V92L70 91L69 89H71V90H73L71 93V95H68V93H65V92H63V90ZM84 89V90H85ZM118 89V90H117ZM120 89H123V90H121L120 92H119V90ZM147 89H145V90H147ZM157 89V88H156ZM25 90V91H24ZM28 90V89H27ZM75 90V91H74ZM80 90V89H79ZM78 90V91H79ZM82 90V89H81ZM93 90V92H95ZM154 90H155V88H154ZM9 93H7V92ZM64 91H66V90H64ZM122 91H124V93H122ZM25 92V93H24ZM29 92H30V94H29ZM69 92V93H70ZM79 92H81V95L78 97V95L76 96L77 98H80V101H81V96L82 97H84L85 96V93H86V91L84 92H82V91H79ZM79 92H77L76 94H78ZM121 93V95L119 94V93ZM12 93V94H11ZM42 93V94H41ZM63 93H65L66 94V96L67 97H65V95L63 96ZM7 94H8V96H7ZM11 94V95H10ZM14 94V95H13ZM29 94V95H28ZM94 94V96H90L91 97V99H88V103H87V101H86V99L87 98H90L89 96L85 99V97L82 99V101H83V103L82 102H80V101H76L75 99L76 98H74L73 100H72V102H74L73 103V105H74V108L76 107V105H77V103L76 102H78V104H80V103H82L81 105L83 106H85V111H84V106L83 107H81V109H78V107H79V105L76 107V109H78V110H75L77 113H78V111H80V113H83L82 111H84L85 113H83V115L82 114H80V113H75L74 111V115H71L72 116V120H71V116L69 117V115H65V114H63L65 117H67V120H71L72 121V123L69 121L68 123H66V124H68V126L70 125H74L75 126V120H77L78 118H76L75 117V120L73 121V116H75V114L76 115H80V118H81V115H82V117H86V110L88 111L89 109H90V111L93 109V107L94 106H96L97 104H98V100H95L96 98H97V95L95 94V93H93ZM127 94V93H126ZM1 95V94H0ZM3 94H2V97L4 96ZM28 95V96H27ZM59 95V96H58ZM96 95V96H95ZM120 95V96H119ZM13 96H14V98H13ZM70 96V97H69ZM16 97H18V99L16 98ZM60 97H62L63 99H64V97H65V102L66 103H64V101L62 100V98H60ZM71 98V99H69V98ZM92 97H95L94 98V100L92 101V102H90V100H92L93 98ZM28 98H29V100H28ZM59 98H60V100H59ZM119 98L121 99V100H119ZM11 99H14V100H16V102L17 103H13V101L11 100ZM128 99H126V100H128ZM133 99V98H132ZM6 100V101H5ZM44 100V99H43ZM76 102H75V101ZM104 100H106V98H104ZM103 100V101H104ZM29 101V102H30ZM103 101H101V99H100V101L99 102H103ZM15 102V101H14ZM51 103V104H49L50 105V107H49V105H48V103ZM84 102H86L87 103V106L85 105V103ZM125 102V101H124ZM17 104L18 106H20V104ZM46 103V102H45ZM45 103L43 102V104L45 105ZM96 104V105H94V106H92V104ZM126 103H127V101L125 102V104L124 105H126ZM14 104V105H13ZM24 105L23 106V104L21 105V107H22V109L26 106L27 107V109L26 110H28V107H31V104H30V106L29 105ZM16 105V106H17ZM61 105V106H60ZM72 105V106H73ZM3 106V105H2ZM3 106V107H4ZM16 106H14L13 108H11V110L13 109V110H15L16 109ZM17 106V107H18ZM92 106V107H91ZM46 107V106H45ZM45 107H43V111H42V113H44L45 111H44V108ZM20 108V107H19ZM19 108H17V110L19 109ZM72 108V107H71ZM83 108V109H82ZM47 109V107H46V109L45 110H48ZM61 109H58L57 111H55L56 113H53L54 112V110L53 111H51V109L50 110H48L47 112H46V114L44 113L43 115H41L42 117H44V115L46 116V117H44L45 118V120L46 121H48V122H51V123H53V118H51V117H53L52 116V114L51 113H53L54 114V116L55 117H57V119L56 118H54L55 120L54 121H56V120H60L59 122H57V123H55V124H59L60 122H62L63 120L66 122V120H65V118L63 117V115H61V117H62V121H61V118L59 119V116H60V113H61ZM10 110V109H9ZM74 110V109H73ZM19 112L21 111V108H20V110H18ZM17 111V112H18ZM23 111H25V108L23 109ZM26 112V111H25ZM49 112V113H48ZM58 112H60L59 113V115H57V113ZM113 112V113H112ZM41 113V114H42ZM89 113V112H88ZM87 113V118H85V119H87V120H85V122H86V124H84V123H82V124H80L81 122H80V120H82V119H78L76 122H78L81 126L83 125L84 127H82V128H85L86 129V131H87V128H88V135H86L85 136V134H84V132L83 131H85L84 129L82 130V128H81V126H79V124L78 123H76L78 126L75 128L74 126V128L76 129V130H72V128H70V127H66L67 129L68 128H70L71 130H70V133H74L75 131H77L78 132V130L80 129V130H82L81 132L79 131V133H80V136H85V137H83V138H90V140H91V138H92V134H93V132H92V126H90L91 125V123H92V118H93V116H91L93 113L92 112H90L91 113V117H89V114ZM13 114H15V113H13ZM48 114H50L51 116H49V118H48ZM85 114V115H84ZM57 115V116H56ZM111 116V117H110ZM118 119V122H117V120H116V118ZM44 118H42L41 120H42V122H43V124H46V121L44 120ZM47 118V119H46ZM69 118V119H68ZM89 118V119H88ZM51 119V120H50ZM89 120H91V122H88L87 123V121H89ZM111 120V121H110ZM113 121H114V123H113ZM47 122V123H48ZM109 122V123H108ZM111 122V123H110ZM117 122V123H116ZM71 123V124H70ZM74 123V124H73ZM89 123H90V125H89ZM98 123V122H97ZM116 123V124H115ZM122 125H121V124ZM124 123V124H123ZM61 124V123H60ZM62 124L63 125H66L65 123H63L62 122ZM118 124H120V127H119V125ZM85 125L87 126V127H85ZM88 125H89V127H88ZM105 125V126H104ZM125 125V126H124ZM126 125H127V127H126ZM67 126V125H66ZM125 128H124V127ZM59 127V126H58ZM57 127V128H58ZM65 126H63V128H64ZM80 127V128H79ZM107 127V128H106ZM119 129H118V128ZM73 128V129H74ZM77 128H79V129H77ZM89 128H91V130L89 129ZM100 128V129H99ZM120 128H121V130H123V131H121L120 130ZM65 129V128H64ZM102 129V130H101ZM107 129V130H106ZM109 129H111V130H109ZM115 129H116V132H115ZM57 129H53L52 130V132H53V135L54 136H56V137H54L53 135L51 136V134L52 133H50L49 132V137H48V135L46 136L47 137V140L45 139V141L44 142H46L48 145H49V143L47 142V141H49L48 139H51L52 137H53V139L54 138H57V137H61V135L59 136V132H58V130L56 131ZM59 130H60V128H59ZM128 130V131H127ZM153 130V131H152ZM40 131H46L45 129L44 130H40ZM50 131V130H49ZM64 131H66V130H64ZM67 131H69V130H67ZM66 131V132H67ZM86 131H85V133H86ZM108 131V132H107ZM117 131H118V133H117ZM152 131V132H151ZM47 133H48V130L46 131ZM46 132H45V134H46ZM65 132V134H66V138H65V140H67V135L69 136V138L70 139H73V141L71 140L70 142H71V144H72V142H74L72 145H70V142L68 141V140H70L69 138H68V142H69V144H65V142L63 143V144H65L67 147L68 146H73L74 144H75V142H78L77 140H80V143H81V141L83 140L82 138H79L80 136H79V134L78 133H74V134H77L78 135V137H75V136H77V135H75L74 136V134H73V137L75 138V139H77L76 141H74L75 139L74 138H71L72 137V135L71 134H67V133H69V132H67L66 133ZM83 132V134L81 135V133ZM120 132V133H119ZM123 132V133H122ZM124 132H125V134H124ZM128 132V133H127ZM44 133V132H43ZM41 134V136H40V140L42 141V139L44 140V137H42V135L43 136H45L44 134ZM130 133V134H129ZM87 134V133H86ZM118 135V137H117V135ZM128 134H129V136H128ZM104 135V136H103ZM116 135V136H115ZM128 137H127V136ZM63 136H64V134H63ZM88 136V137H87ZM106 136V137H105ZM126 138H128V139H126ZM42 137V138H41ZM45 137V138H46ZM123 137V138H122ZM145 137L146 138H148V140L147 139H145ZM150 137H151V140H150ZM110 138V139H109ZM137 138V139H136ZM158 138V137H157ZM118 139H120V140H118ZM122 139H124V140H122ZM135 140V142L134 141H132V140ZM39 140V141H40ZM89 140V139H88ZM89 140V141H90ZM115 140V141H114ZM151 142H150V141ZM156 140V141H155ZM39 141H38V143H39ZM40 141V143H41V145H39L38 146V143H37V147H39V148H41V146H43L44 148H42L43 150H45V151H49V150H46V149H49L50 147H51V145H50V147H48V145L46 144V143H44V142H41ZM66 141V142H67ZM84 141H85V139H84ZM84 141H82V142H84ZM50 143H52L51 142V140L49 141ZM67 142V143H68ZM162 142V141H161ZM42 143H44L43 145H42ZM79 143V142H78ZM87 143V145H88V147H86V144ZM86 143H83L84 145H82V144H77L76 143V145H74L73 146V148H70L71 149V151H69V148L67 149V147H65L68 151V153H66V154H68V155H70V156H68V155H64L63 156V154L61 155V159H60V157H57L56 156V153H54V152H51L52 154H53V156H52V154H50L51 156H52V158H54V159H51L50 157H46V155H45V157L46 158H48L49 159V161H48V159H47V161L48 162H46V161H43L42 159H45L46 160V158L44 157V154H41V151H43L42 149H40L41 151H39V149L35 146V150H36V148H37V151H39L38 153L40 154V156L42 157V159H40V156H39V159L41 160V162H38V163H41V167H42V169H44L46 172H42V173H36L37 174V177H34L33 175L31 176V173H28V172H23V174L25 175V180L27 179V177H28V182H27V180L26 181H21L20 179V181H21V183H20V186L18 185V188H17V186L15 187V185H9V186H6L4 189L6 190V192H7V194H9V196L7 195V197H8V201L9 200H11V201H9L8 203H7V205L8 206H10L11 205V203L13 202L14 204H16V205H14V204H12V205H14V208H12L14 211H15V208H16V210L17 211H15V212H11V213H9L11 210V208H9V210L10 211H8V212H5V210H6V208H8V206H6V207H4L3 208V214H4V216L6 215L7 216V218H8V215L10 216V218H8L9 220L11 219V220H14V219H16V220H18V214H17V216L15 217V215L13 214V213H15L16 214V212L17 213H22L23 215H20L19 216V218H22V216H23V218L22 219H20L21 221L20 222H16V224H17V227H19L18 225L20 224V226H22L24 223L26 224H28V225H25V226H27V227H30L31 225L33 226L32 228L33 229H35V227H39L38 229L36 228V230H33L32 229V231L34 232L35 231V236H34V234L31 232H29L30 234H33V236H31V235H29V236H31V238H29V236H28V233H26L25 232V234H22L23 232L22 231H28L27 230V228L24 226V229H23V226L20 228V229H18L17 227H15L14 226V223H13V228H12V231H15V232H17V233H20V234H22V237H20L19 235V237L18 238H16L15 236H11V247H10V249L12 248V249H15L16 250V248L17 247H15V246H17L18 244V242H21V243H23V240H24V237L26 238V240H29L28 242H30L31 244H33V245H35L36 246V244H38V245H40L39 247H42L43 246V244L47 241V239L43 236L46 232L48 233V235L51 233V231H50V229L51 230H55V234L53 233V235H56V232H58L59 234L62 232H66V229H64L65 227L67 228V224H66V226H65V221H66V219L67 218H71L72 220H74L73 222H71V219H70V222L71 223H73V224H75V226L77 225V222H75L77 219H80V222H81V218H82V221H87L88 223H89V217H88V219L86 220V216H90V215H86V212L87 211H92L91 209H89V210H85V212H83V208L84 207H86V206H88V205H90V203H91V198H90V193H88V192H90V189H91V183H89V181H91L92 179H91V176L90 175H92V172H90V170H91V168H92V166H93V163L92 162H94L93 161V158H91V156L92 155H90V151H89V148L90 149H92V147H91V144H88V141H86ZM91 143V142H90ZM53 144H54V142H53ZM63 144H60V145H63ZM99 144H103V145H99ZM161 144V143H160ZM44 145H47V146H44ZM57 145V144H56ZM107 145H108V147H110L109 149H106V147H107ZM135 145H137V147L135 146ZM156 147H155V146ZM59 146V145H58ZM57 146V148L59 149H61V147H58ZM80 146H82V147H80ZM90 146V147H89ZM154 146V147H153ZM159 146V145H158ZM46 147V148H45ZM48 147V148H47ZM54 146H52L51 147V149H54V151H56L55 149H57L56 147H54ZM81 149H80V148ZM86 147V148H85ZM98 147H97V149H98ZM107 147V148H108ZM149 147V148H148ZM65 148H62L63 150L62 151H64V150H66ZM76 148V149H75ZM87 148H88V150H87ZM102 148V147H101ZM157 148V149H156ZM73 149V150H72ZM103 149V148H102ZM101 149V150H102ZM111 149V150H110ZM128 149V150H127ZM79 150V151H78ZM85 150V151H84ZM104 150V149H103ZM133 151V152H129V151ZM140 150V152H138V151ZM155 150V151H154ZM51 151V150H50ZM60 151V150H59ZM73 151V152H72ZM83 151V153L82 154H84L83 155V157H85L86 155H88V152H89V157L88 156H86L84 159L86 160H83V157L81 156L82 154H80L81 152ZM88 151V152H87ZM119 151V152H118ZM121 151H123V152H121ZM136 151V152H135ZM36 152V151H35ZM56 152H58V151H56ZM69 152H70V154H69ZM79 152V153H78ZM86 152V153H85ZM92 152V151H91ZM103 152V151H102ZM118 152V153H117ZM152 152V153H151ZM44 153V152H43ZM63 153V152H62ZM65 153V152H64ZM121 153V154H120ZM154 153V154H153ZM38 154V155H39ZM92 154V153H91ZM116 154H119L118 155V157H120V159L118 158V157H115L116 156ZM130 154H132L131 156H130ZM36 155H37V152H36ZM50 155H48V156H50ZM76 155V156H75ZM111 155V156H110ZM129 155V156H128ZM66 156V157H65ZM77 157V158H75V157ZM81 156V157H80ZM112 156V157H113ZM122 156V157H121ZM153 156V157H152ZM44 157V158H43ZM69 158V159H68ZM72 158V159H71ZM101 158V159H100ZM108 158V159H109ZM118 160H117V159ZM122 158V159H121ZM36 159V158H35ZM39 159H37V160H39ZM73 159L75 160H78L79 162L77 163V161H73ZM89 159V160H88ZM135 159V160H134ZM39 160V161H40ZM51 160H53L54 162H52ZM55 160H56V162H58L57 164L55 163ZM90 162H88V161ZM95 160V161H96ZM119 160H123V162L122 161H119ZM132 160H133V162H132ZM33 161H36V160H32L31 162H29L28 161V163L26 164V166L29 164V165H32L33 167L34 166H36L37 165V161L36 162H34L33 163ZM61 161H63L64 162V164H63V166H61L62 164H60V163H63V162H61ZM42 162H43V165H45L46 166V168H43V167H45V166H42ZM52 162V163H51ZM60 162V163H59ZM140 162V163H139ZM45 163V164H44ZM48 163H51V164H48ZM55 163V164H54ZM68 163V164H67ZM92 163V164H91ZM36 164V165H35ZM59 164V165H58ZM77 164V165H76ZM48 165H50L49 167H48ZM54 165V166H53ZM70 165V168H71V171L69 170V168H68V166ZM91 166V167H89V166ZM138 165H132L133 167L131 168V170H134V169H136L137 167L136 166H138ZM26 166H24V171L25 170H27V167ZM39 165H37V168H39L38 167ZM52 166L54 167V168H52ZM60 166V167H59ZM81 168H79V167ZM56 167H58V168H62V169H57V170H54V169H56ZM83 167V168H82ZM37 168H35L34 167V170H37V172H38V169ZM67 168V169H66ZM51 169V170H50ZM78 169H80V171L78 170ZM116 169V168H115ZM40 170V169H39ZM74 170H75V172H74ZM51 171V172H50ZM87 171V172H86ZM92 171V170H91ZM112 171V170H111ZM115 171V170H114ZM114 171H112L111 173H113ZM34 172H36V171H34ZM39 172H41V171H39ZM50 172V176H48L49 174L48 173ZM21 173L22 172H20V177H24V175L23 176H21ZM48 174V175H41V174ZM91 173V174H90ZM128 173V172H127ZM52 174V175H51ZM69 174H71V175H69ZM108 174H110V172L109 173H106V176L108 175ZM136 174V173H135ZM39 175V176H38ZM69 175V176H68ZM79 175V176H78ZM111 175V174H110ZM110 175H108V179L109 178H111L112 176H110ZM42 176H43V178H42ZM62 176V177H61ZM67 176H68V178H67ZM82 176H83V178H82ZM110 176V177H109ZM39 177V178H38ZM55 177V178H54ZM58 177V178H57ZM61 177V178H60ZM72 177H73V179H72ZM78 177H80V178H78ZM30 178H33V179H30ZM35 178V179H34ZM52 178V179H51ZM64 179V178H66V179H64L63 181L61 180V179ZM23 179V178H22ZM23 179V180H24ZM31 180V182H30V180ZM46 179H48V180H46ZM60 179V180H59ZM71 179V180H70ZM77 179V180H76ZM79 179H81V181L79 180ZM33 180H35L34 182H35V184L37 185H34V183H33ZM56 180V182H54ZM67 180V181H66ZM75 182H74V181ZM19 181V182H20ZM40 183V184H38V182ZM42 181H43V183H44V181H46L44 184L46 185V186H44V185H42L43 183H42ZM49 181H51L50 183H49ZM70 181L72 182V183H70ZM84 181V182H83ZM88 181V182H87ZM18 182V181H17ZM19 182H18V184H19ZM37 182V183H36ZM59 184H58V183ZM68 182H69V184H72V185H69L68 184ZM24 184V186H23V184ZM29 183V184H28ZM32 183H33V186L34 187H36V188H34L33 186H32ZM46 183H49V184H46ZM57 183V184H56ZM66 183V184H65ZM52 184V185H51ZM62 184V185H61ZM42 185V186H41ZM49 185H50V188H49ZM39 186H41V187H39ZM48 187V188H47ZM56 187V188H55ZM64 187V188H63ZM11 189L12 191H10V190H8V189ZM20 188V190H18ZM22 188V189H21ZM40 188V189H39ZM79 189V190H78ZM83 189H85V190H83ZM23 191V193H22V191ZM35 190H37V191H35ZM39 190V191H38ZM83 190V191H82ZM88 192H87V191ZM12 193H14L15 195L13 196V194H10V192ZM18 191V192H17ZM21 191V192H20ZM38 192V193H37ZM21 193H22V196H21ZM71 193V194H70ZM18 194H19V199H18ZM25 194H27L28 196H25ZM35 194V195H34ZM41 194V195H40ZM53 194V195H52ZM57 194V195H56ZM36 195H37V197H36ZM47 195V196H46ZM59 195V196H58ZM25 196V197H24ZM34 196V197H33ZM44 196H46V197H44ZM55 197L56 196V198H52V197ZM70 196V197H69ZM6 197V198H7ZM12 197V198H11ZM27 197V198H26ZM29 197V198H28ZM42 197V198H41ZM63 197V198H62ZM6 198H4L5 199V202H7V200H6ZM10 198V199H9ZM15 198H17V199H15ZM20 198H22V199H20ZM23 198H25L24 200H25V202H24V200H23ZM44 198V199H43ZM52 198V199H51ZM82 198V199H81ZM86 198V199H85ZM3 199V200H4ZM27 199H29V200H27ZM48 199H49V201H48ZM54 199H55V201H54ZM28 202H27V201ZM54 202H53V201ZM58 200H60V201H58ZM34 202V203H37V205L36 204H34L33 202L32 203H30V202ZM72 201H73V203H72ZM104 201H106V198H104V199H101V198H99V202L98 203H96L95 205H92V207L94 206V207H97V205L99 206L100 204H101V206H102V204H103V202ZM22 202L24 203L23 204V206L21 205L22 204ZM50 202V203H49ZM60 202V203H59ZM71 202V203H70ZM85 202V203H84ZM107 202H108V200H107ZM21 203V204H20ZM57 203H58V205H57ZM84 203V204H83ZM125 203V201H123L122 202V204H124ZM10 204V205H9ZM25 204L27 205V206H25ZM29 204V205H28ZM39 204H41L42 206H40ZM47 204V205H46ZM50 204H52L51 206H53V204L55 205L54 207H53V209H52V207L51 206H49ZM59 204H60V206H59ZM64 204V205H63ZM74 206H73V205ZM78 204V205H77ZM88 204V205H87ZM57 205V206H56ZM62 205V206H61ZM76 205H77V207H76ZM84 205V206H83ZM104 205V204H103ZM106 205V204H105ZM19 207V209L21 210V212H20V210L19 209H17V207ZM20 206H22V207H20ZM30 206V207H29ZM34 206V207H33ZM44 206V207H43ZM47 206V207H46ZM49 206V207H48ZM24 207V208H23ZM25 207H26V209H25ZM36 207L38 208V207H41V208H38L37 210L38 211H40V212H38L37 210H36ZM43 207V208H42ZM59 207V208H58ZM93 207V208H94ZM116 207V206H115ZM30 210H29V209ZM32 208V209H31ZM47 208V209H46ZM49 208H51L50 210H49ZM56 208V209H55ZM80 208V209H79ZM40 209H42V210H40ZM44 209H46V210H44ZM55 209V210H54ZM68 209V210H67ZM97 209H99V208H97ZM8 210V209H7ZM6 210V211H7ZM26 210H28V212H29V214H28V212H26ZM33 210H35L34 212H33ZM66 210V211H65ZM93 210H95V209H93ZM43 211V212H42ZM47 211V212H46ZM50 211V212H49ZM54 211V212H53ZM96 211H99V210H96ZM95 211V212H96ZM31 212V213H30ZM42 212V213H41ZM57 212V213H56ZM68 212V213H67ZM93 212V211H92ZM101 211H99V212H96L97 214L98 213H100ZM8 213V214H7ZM39 213V214H38ZM51 214V215H48V214ZM54 213V214H53ZM96 213H94V214H96ZM31 214V215H30ZM33 214H34V216H33ZM64 214V215H63ZM89 214H92V213H89ZM26 215V216H25ZM56 215V216H55ZM84 215V216H83ZM86 215V216H85ZM98 215H100V214H98ZM98 215H96L95 216V218L96 219H99L100 218V220H102L101 219V217H102V213H101V217H99ZM5 216V217H6ZM31 216V217H30ZM39 216V217H38ZM43 216V217H42ZM79 216H81V218H79ZM30 217V218H29ZM33 217H35V218H33ZM36 217H37V222L38 221H40V223H38V224H36L37 222H36ZM42 217V218H41ZM75 217H77V218H75ZM99 217V218H98ZM32 218V219H31ZM43 218H46V222H45V220L43 219ZM66 218V219H65ZM34 219V220H33ZM43 219V220H42ZM30 220V221H29ZM51 220V221H50ZM89 220V221H88ZM24 221H29V222H24ZM35 221V222H34ZM23 222V223H22ZM30 222H31V224H30ZM49 222V223H48ZM54 223V225L53 224H51V223ZM60 222V223H59ZM69 222V221H68ZM69 222V223H70ZM87 222H86V224H87ZM47 223V224H46ZM62 223V224H61ZM70 223V224H71ZM83 223H84V225H85V222H82L81 224V226H79V228H85V226H83ZM45 224V225H44ZM59 224V225H58ZM60 224H61V226H60ZM72 224V225H73ZM38 225V226H37ZM40 225V226H39ZM43 225V227L41 228V226ZM69 225V224H68ZM35 226V227H34ZM57 226V227H56ZM48 227V228H47ZM53 229H52V228ZM58 227H59V229H58ZM76 227H78V225L76 226ZM26 228V229H25ZM31 228V227H30ZM43 228H44V231H45V233L44 232H41V229H42V231H43ZM55 228V229H54ZM61 228V229H60ZM72 228V229H71ZM79 228H76V230L77 231H79ZM18 229V230H17ZM22 229V230H21ZM68 230H74V236L76 235V234H78V237H80L86 230H84L83 231V229L81 230V232H83L82 234L80 233V232H75V228L72 226V227H70L69 228V226H68V228H67ZM39 230V231H38ZM64 230V231H63ZM30 231V230H29ZM41 233H44L42 236L43 237H41L40 238V236L38 237V236H36V234H38V235H40ZM47 233L45 234V235H47ZM81 235H80V234ZM59 234H58V236H59ZM14 235V234H13ZM15 235H17L16 233H15ZM26 235L28 236V238L26 237ZM52 235V234H51ZM52 235V236H53ZM52 236H51V238H52ZM57 236V235H56ZM57 236V237H58ZM63 236H65L64 234H63ZM34 237V238H33ZM35 237H36V239H35ZM55 237V236H54ZM75 237H77V236H75ZM43 238H45V242H43L44 240H43ZM47 238H49V237H47ZM61 238H62V235H61ZM21 239H23V240H21ZM50 239V238H49ZM36 240V241H35ZM38 240V241H37ZM42 241V243H40ZM27 242V243H28ZM25 243H26V241H25ZM26 243V244H27ZM30 243H28V244H30ZM14 244H17V245H14V247H13V245ZM30 244V246H32ZM41 244H42V246H41ZM19 246V245H18ZM35 246H33V247H35ZM39 247H38V249H39ZM36 248V247H35ZM11 249V250H12ZM8 250H9V248H8ZM11 252V254H14L12 251H10ZM9 253V252H8ZM10 254V253H9ZM8 254V256H10V257H12L13 255H9ZM15 255V254H14ZM14 259L16 258V257H13ZM12 258V260H14ZM10 260H11V258H10Z\"/></svg>","mask_w":264,"mask_h":264}]
</instances>
